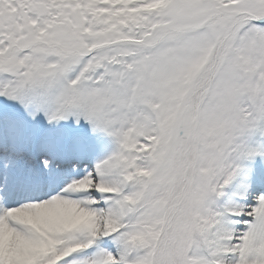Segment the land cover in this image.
<instances>
[{
  "label": "snow or ice",
  "instance_id": "6c2138e0",
  "mask_svg": "<svg viewBox=\"0 0 264 264\" xmlns=\"http://www.w3.org/2000/svg\"><path fill=\"white\" fill-rule=\"evenodd\" d=\"M0 264H264V0H0Z\"/></svg>",
  "mask_w": 264,
  "mask_h": 264
}]
</instances>
